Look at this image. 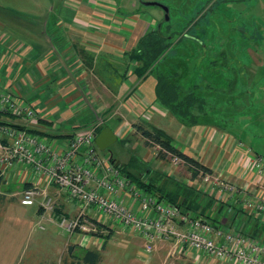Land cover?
Wrapping results in <instances>:
<instances>
[{"label":"rangeland","instance_id":"rangeland-1","mask_svg":"<svg viewBox=\"0 0 264 264\" xmlns=\"http://www.w3.org/2000/svg\"><path fill=\"white\" fill-rule=\"evenodd\" d=\"M143 1H157L169 8L170 22L166 31L179 33L175 35L173 42L178 43L187 60L182 68L178 63L174 64L171 61L169 63L171 68L177 69V72L167 75V79L179 91V100L189 92L200 97L194 102L193 109L198 115L197 122L201 123H186L181 127L179 118L165 105L163 108L166 114L159 119L135 118L120 105L121 102L118 103L115 111L105 112V116L124 115L134 123L140 124L143 129H158L164 139L183 152L195 156L211 172L198 171L193 176L194 171L191 166L156 144L151 138H148L145 144V138L134 127V133H130L126 139H121L120 134L121 136H118V139L107 149H97L98 154L109 158L110 161L118 159L132 162L134 165L128 164L127 169L125 165L115 162L113 164L115 166L118 164L117 169L128 179H133L134 183L138 182L136 180L138 177L151 183L165 182L167 191L177 190L180 184L186 185L184 189H189L191 195L188 199H192V204L185 199L184 192L180 193L181 189L178 192L180 197L172 201L173 204L179 205L181 211H192L191 209L195 208L197 210L195 213L213 224L215 219L223 225L241 224L242 219L249 217V214L246 215L235 206L236 204L228 201V187L238 188L239 191L247 187L244 192L252 195L250 200L253 206L258 200H264V169L262 174L251 172L240 177L236 173L237 163L232 159L235 152L229 153L231 147L235 145L234 147L242 149L244 154L249 151L255 159L260 156L264 158V0ZM131 2L136 4L137 8L159 14L156 15L158 20L155 19L157 21L154 29L159 21L164 20V11L160 6L144 4L142 0H95L94 7L105 5L109 14V25L119 26L115 21L116 15H120L121 7L130 9ZM51 8H71V0H0V16L5 13L7 16L30 19V24L35 21L33 20L35 12ZM181 34H184V37L186 34L195 36L200 45L183 38L178 40ZM140 64L141 62H137L135 66ZM196 107L198 110L195 109ZM0 117L20 121L11 114ZM203 130L208 132L205 137L200 134ZM213 133H215L214 143L220 140L216 152L214 146L209 150L211 147L209 145V149L202 148L204 152L198 156V149L203 145V141L208 142ZM232 140H236V143L234 144ZM208 151L211 154H207L206 157ZM145 170H149L150 175ZM167 173L170 175H166ZM174 180L179 182L176 183ZM219 188L222 190L220 191ZM166 190L164 195L167 193ZM234 197L238 199L237 203L244 201L243 196L236 194ZM161 199L168 201L165 196ZM196 202L198 207H194ZM200 211L204 214L202 215ZM83 223L87 224L88 232L79 228L74 231L89 235L87 247L101 252L106 250V254L117 255L118 259L120 254L126 253L130 256L134 248H136L135 256L138 255L137 250L140 249L143 241L141 240L137 246L133 244L129 246L134 238L138 240L140 238L122 226L112 224L109 220L98 222L97 219L90 217L83 220ZM42 224L48 228L53 227L59 233L64 231L55 224L46 222ZM217 226L221 225L217 224ZM109 231L111 234L106 236ZM246 232L248 233L247 230ZM136 258L135 264H192L174 239L155 241L152 254L147 261L141 260L138 256ZM106 261L102 263L106 264ZM114 263L127 264L118 260Z\"/></svg>","mask_w":264,"mask_h":264},{"label":"crops","instance_id":"crops-1","mask_svg":"<svg viewBox=\"0 0 264 264\" xmlns=\"http://www.w3.org/2000/svg\"><path fill=\"white\" fill-rule=\"evenodd\" d=\"M94 3L95 0H71V8L35 12L33 24L29 23L30 19L18 16L5 13L0 16L2 87L27 100L38 111L32 127L34 132L59 143L100 117L117 139L121 135V139H126L134 133L135 123L124 115L105 116V112L115 111L119 102L141 120L159 119L166 114L156 99L155 77L138 78L132 71L137 61L129 57L141 36L154 28L159 14L137 8L131 2L130 9L121 7L120 15H116L119 26H112L108 23L105 5L94 7ZM130 96L136 97L135 105L129 103ZM4 122L15 127L25 126L21 120L0 117V123ZM207 133L200 132L203 136ZM213 134L208 142L199 145L198 156L204 152L202 148L208 150L209 145V150L214 146L216 152L222 137L214 143ZM232 152H235L232 156L235 163L245 159L242 149L234 147L229 153ZM207 154L211 152L208 151L206 157ZM127 162L116 159L115 164ZM1 173L0 264H88L85 250L93 249L87 247L89 235L68 231L60 223L62 218L70 221L78 212L77 204L66 192L55 184L46 185L41 176L25 165L14 163ZM25 183L40 187L31 203L23 201ZM46 198L51 200V208L43 206ZM45 222L58 225L64 231L59 233L51 226L48 228L42 224ZM214 223L230 226L221 224L218 219ZM241 224L248 233L264 237V222L249 216L242 219ZM140 243L141 238H134L129 246ZM135 249L130 256L120 254V259L106 254V250H97L99 259L95 264H103L104 260L106 264H115V260L135 264ZM186 255L192 264H231L206 257L195 261L188 253Z\"/></svg>","mask_w":264,"mask_h":264},{"label":"built area","instance_id":"built-area-1","mask_svg":"<svg viewBox=\"0 0 264 264\" xmlns=\"http://www.w3.org/2000/svg\"><path fill=\"white\" fill-rule=\"evenodd\" d=\"M128 100L131 105L137 103L136 97L130 96ZM0 112L19 118L25 125L0 123V171L14 163L25 165L41 176L46 185L55 184L64 190L78 206L73 219L60 221L69 231L79 228L88 232L83 220L89 217L98 222L109 220L141 238L143 244L137 256L143 261L150 258L155 241L174 239L195 261L206 257L231 264H264V237L247 233L240 224L223 228L191 211H181L176 204L139 187L109 158L100 156L94 138L104 123L102 118L74 131L65 142L46 139L32 130L38 111L27 100L5 91L1 82ZM259 158L255 159L248 151L243 162L237 164L236 173L240 177L251 172L262 174L264 158ZM39 188L32 185L23 189V201L31 203ZM228 188L229 200H226L246 215L264 222V200L253 206L252 195L244 192L247 187L241 191ZM236 194L243 196L244 201L237 203ZM51 205V200L46 198L43 206L51 208Z\"/></svg>","mask_w":264,"mask_h":264},{"label":"trees","instance_id":"trees-1","mask_svg":"<svg viewBox=\"0 0 264 264\" xmlns=\"http://www.w3.org/2000/svg\"><path fill=\"white\" fill-rule=\"evenodd\" d=\"M169 22H170V19L167 21H164V20H162L161 22L159 21L155 29L153 28L152 30L147 31L145 34H143V36H141V38L138 41L137 48L129 56L131 59H134L137 62H141V64L134 66L132 71L136 73L138 78H145L148 75H153L155 77V80H156L155 95H156L157 101L162 106L165 105L167 108H169L171 112H173V114H175V116L179 118L182 124L201 123V122H197L198 115L196 111H194L193 109L194 102L197 100V97L199 96H196L192 92H189L186 94L185 97H181V100H179V91L176 90L175 85L169 83L167 79L168 77L167 75H169L170 73L172 74V73L177 72V69L173 70V68H171V64H169L171 63V61H173L174 64L178 63L179 66L182 68V66L186 65V60H187V56H185V53L181 51V47L178 46V43L173 42L175 35L179 33L178 32L175 33L174 31H171L170 33H168L166 31L168 29ZM181 38L185 39L186 41L190 40L192 42H195V44H199L198 38L196 39L195 36L193 35L186 34L184 37V34L183 35L181 34V37L179 36L178 40H180ZM178 40L176 41L178 42ZM195 109L198 110V107H196ZM7 114L9 113L0 112V116L7 115ZM105 126L106 124L103 123L97 129V133ZM134 127L137 128V130H139L141 132V135L145 138V141H144L145 144L147 143L146 140L148 138H151L152 140H154L156 144H159L166 150L170 151L172 155L181 158L185 163L191 166L194 171L193 176H195V174L198 171L211 172V170L205 165L201 164L196 159V157L183 152L181 149L172 145L170 141H168L167 139H164L160 135L161 132L158 129L156 128L143 129L140 124H136V123L134 124ZM111 161L112 163L115 162V160L114 161L111 160ZM128 164H130L131 166L134 165L132 164V162L128 161L127 164H125V166L128 167L127 166ZM125 172L127 173V171ZM145 172L148 175H150L149 170H145ZM127 174L129 175V173ZM156 177L160 179L157 176V174H156ZM156 177H153V179H155ZM2 179H3V176L0 171V182L2 181ZM136 180L138 181L136 182V184L139 187L147 191H150L152 193H154L155 191L158 194L157 195L155 193L158 197L161 198L165 196L166 199L168 198L167 200L170 202L175 201L178 197H180V194L178 192L181 189L180 193L184 192L185 199L192 204V199H188L189 198L188 196L191 195L189 192V189H184V186L186 185L180 184L179 186H177V190L167 191L165 188L166 186L164 185L165 182H163L162 184L146 182L142 180L141 177H138ZM174 182L177 183L179 182V180L177 181L174 180ZM30 186H31L30 183H25L24 189ZM165 190L167 191L166 195H164ZM194 207H198L197 202L194 204ZM191 210H192L191 212L192 213L194 212L195 215H199L195 213V211L197 212L195 208ZM200 213L202 215L204 214L202 211H200ZM110 234H111V231H109V233H107L106 236H109ZM84 258L88 259V264H95L99 259V252L94 249H86Z\"/></svg>","mask_w":264,"mask_h":264},{"label":"water","instance_id":"water-1","mask_svg":"<svg viewBox=\"0 0 264 264\" xmlns=\"http://www.w3.org/2000/svg\"><path fill=\"white\" fill-rule=\"evenodd\" d=\"M142 3L144 4H155L160 6L163 11H164V20H168L169 19V15H168V6L162 3H159L157 1H143ZM117 140V136L115 135L114 131L108 127L105 126L103 127L98 133H96L95 138H94V143L97 147V149L99 150H104L107 149L109 147V145Z\"/></svg>","mask_w":264,"mask_h":264}]
</instances>
